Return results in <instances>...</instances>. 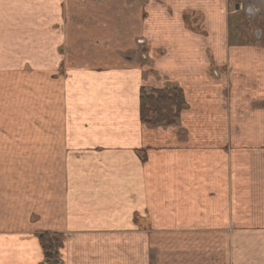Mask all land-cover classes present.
<instances>
[{"label":"crops","instance_id":"crops-1","mask_svg":"<svg viewBox=\"0 0 264 264\" xmlns=\"http://www.w3.org/2000/svg\"><path fill=\"white\" fill-rule=\"evenodd\" d=\"M242 1L0 0V264H45L51 234L56 264H146L152 222L178 250L199 240L184 264H264V21L230 64L206 54L229 44ZM213 62L236 73L211 82ZM142 87L183 91V130L149 138Z\"/></svg>","mask_w":264,"mask_h":264},{"label":"rangeland","instance_id":"rangeland-1","mask_svg":"<svg viewBox=\"0 0 264 264\" xmlns=\"http://www.w3.org/2000/svg\"><path fill=\"white\" fill-rule=\"evenodd\" d=\"M143 1V0H142ZM145 2H147V3H153V2H155L156 0H144ZM261 2V1H260ZM235 4H241L240 2H234ZM250 5L249 6H254L253 5V3H251V1L250 2H248ZM262 4H261V6H262V8H258V7H256V6H254L255 7V9L257 10L258 9V11L260 12H262V15H260L259 16V18L253 23V25L254 26H257L258 24H260V22H262V21H264V2H261ZM226 5H227V7L229 8V6H230V2H229V5H228V2H227V0H226ZM249 6H248V8L246 9V11L245 12H252V10L251 9H249ZM231 9H232V7H231ZM233 10V9H232ZM161 12H178V9L172 4V1H168L166 4H163V9L161 10ZM230 13V12H229ZM247 14V13H246ZM256 14H258L257 12H256ZM248 15V14H247ZM251 15V14H250ZM241 18H244V17H242V16H236V17H233V18H231V20L227 17V26H228V28H227V32H228V30H229V28H230V26L232 25L231 24V21H233V20H238V19H240L241 20ZM244 19H246V18H244ZM247 20V19H246ZM253 20H254V18L253 17H251L250 19H249V21L250 22H253ZM229 24H230V26H229ZM199 26H200V24H198V26L196 27V29H199ZM204 24L202 23L201 24V30L204 28ZM225 26H226V24H225ZM239 31H240V35H242V37H241V39L239 40V41H235V40H232V36L230 35L229 37L227 36L226 37V42L227 43H229V44H225V46L224 45H221L222 47H223V49H221V50H215L216 51V54H213V50H212V52H211V49H208V50H206V54L207 55H210V56H215V57H220L221 56V58L223 59V60H225L226 62H228L229 64H230V61H232L233 60V58H234V53L236 52L237 54H239L241 57H242V48H240V49H228V48H231L232 46H235V47H247V46H249V45H252L253 44V42H255V41H258L256 38H255V36H254V34L250 31V29H249V26L248 25H244V26H240L239 27ZM226 32V33H227ZM199 35H203V36H198V38L199 39H204V37L205 36H207V34H205V33H199ZM211 39L213 40V37H211L210 36V34L208 33V40L211 42ZM225 41V40H224ZM225 42V43H226ZM208 46H209V43L207 44V48H208ZM213 47H214V43H213ZM226 47V48H225ZM248 49H250V48H248ZM236 50V51H235ZM251 50V49H250ZM209 51V52H208ZM252 51V50H251ZM139 55V56H138ZM138 55H135V57H134V59H135V61H134V63L136 64L135 66L136 67H138L139 65H142V62H145L144 60H146L147 59V56H146V54L144 53V52H139L138 53ZM192 55V54H191ZM214 59V58H213ZM216 60V59H215ZM215 63H216V61H215ZM211 68H213V70H212V72L210 73V75H211V80H213V81H211V82H217V81H219L220 80V82H224L225 80H226V76L227 75H229V79H231V73L232 72H234V71H236L237 70V67L234 65V66H232V68L234 69V71H232L231 69H228V68H230L231 66H227V65H218V64H214V62L211 64V66H210ZM228 69V70H227ZM236 69V70H235ZM228 72V74H226ZM234 73H236V72H234ZM234 73H232V74H234ZM219 74V75H218ZM218 75V76H217ZM234 80H236V78L234 77ZM219 86H221V85H219ZM142 88H144V87H142ZM148 88H145V90H147ZM150 89V88H149ZM152 91H154V90H152ZM152 91H150V92H152ZM212 93H214L215 94V96L218 98V99H215L216 100V102L214 103V104H208L209 106H216L217 108H218V110L219 111H221L222 110V108L225 106V101L227 100V98H223L222 97V95H221V92L220 91H218V92H212ZM150 94V93H149ZM201 96H196L195 97V99L196 100H199V98H200ZM210 99H213V98H211L210 97ZM187 106L188 105H186L185 106V108L181 111V113H180V115L178 116V118L177 119H174V123L172 124V125H153V124H151V125H147V127L148 128H150L151 129V131L148 133V136H149V138L151 139V137L153 138L155 135H156V133L157 132H159V130H161V129H159V128H162V129H166L165 131H163V132H161V133H168V132H172L173 130H172V128H177L176 130H175V133L177 134L178 132H179V130L181 131V130H183V128H182V126H181V124H180V119H181V115H182V112L183 111H185L186 109H187ZM208 107V106H207ZM175 107H168L166 110H165V113H167V115L168 116H171V115H174L175 114ZM230 112H232V110L230 109ZM151 120H152V122H154V124H157L155 121H156V119H155V117H151ZM142 124V123H141ZM212 124L213 123H211L210 125H209V129L207 130V128H205V132H204V134L206 133H208L209 135H210V138H208V139H210V140H212L213 138H218V139H220L219 137H221V133L219 134L218 132H216V131H213V133H212V129L210 128V127H212ZM217 124V123H216ZM228 124H229V126H231L233 123L232 122H228ZM143 126H146L145 124H142ZM225 125V124H224ZM143 126L141 127V132L139 133V135H140V138H142V139H144V137L141 135V133H142V131H143ZM184 126L185 127H187L188 129H192V127H191V125L190 126H187L186 124H184ZM226 126V125H225ZM220 129L222 130L223 128H221L220 127ZM196 130L198 131L199 130V128L197 127L196 128ZM216 130H218V129H216ZM231 129H230V127H229V129H225V132H226V134H225V136H224V141L226 142V141H228V138L229 139H232V135L233 134H235L236 135V132H235V129L233 130L234 132H231L230 131ZM200 131H202L201 129L199 130V132ZM191 132H193V131H190V134H191ZM229 133V134H228ZM231 133H232V135H231ZM190 134H189V136L188 135H184L183 137H182V142H183V140H184V138H187V136L190 138ZM229 149H232L233 147H232V144H231V142H230V144L227 146ZM164 148V147H163ZM209 148V147H208ZM165 149V148H164ZM142 155V154H141ZM169 156L170 155H168V156H166L165 157V159H168L169 158ZM165 162H167V161H165ZM82 208V207H81ZM242 208V207H241ZM83 209V208H82ZM83 210H85V209H83ZM256 212H264V210H259V209H257L256 210ZM208 220H203V221H200V226L201 227H191V229L190 230H186L185 232H182L181 233V235L183 236V237H188V233H192V234H198L199 232H208V227H207V225H205L204 223H206ZM212 225H214L215 224V222H213V223H211ZM135 227V226H134ZM140 227V226H139ZM146 229H147V231H148V235H146V236H148V238H146V240H147V243L149 242V243H152V241L154 240L155 241V244H153V246L155 247V249H152V251H153V253L154 254H148V261L146 262V264L148 263V264H162L163 263V260H164V256L166 257L167 256V258H169V259H174V258H176V255L177 254H179L180 253V255H179V257L182 259V262L181 263H185V261H188L187 259L185 260V256L187 255V254H197V255H199V252H198V248H199V246H200V242H199V240H196L197 239V237H195V238H193V239H191V241H193V240H196L195 241V243L193 244V243H190L191 245H189V247H186V248H184L183 246H181L180 248V250H178V248L177 247H175L174 246V244L176 243V241H173V240H170V239H168L166 236L168 235V233H165V235H164V232H169V230H165V227H163L161 224H159V225H156L155 223H153L152 222V225H151V227H149V226H147L146 227ZM172 229V227H170V230ZM181 231H183V230H181ZM163 234V235H162ZM208 234V233H207ZM161 235V236H160ZM151 237V238H150ZM46 238V241L44 242V244H42L43 245V252H44V256H45V254H51L50 255V259L49 260H47L48 262L46 263V264H56L57 263V260H60V255H59V253L58 252H56L52 247L54 246V248L56 249V248H58L59 246H60V244L59 243H57L56 245H55V243H52V241L53 240H57V239H60V236H58V235H56V236H53L52 234L51 235H49V236H47V237H45ZM50 238H52V239H50ZM160 239V240H159ZM168 240V242L169 243H172L173 245V248H175V249H177V250H175L174 252H172V253H170L169 251H167V249H164V246L162 245V242H166ZM204 241V240H203ZM149 243H148V245H149ZM48 244H50V245H52V247L49 245L48 246ZM151 245V244H150ZM165 250V251H164ZM50 251H52V253H48V252H50ZM150 255V256H149ZM157 255H159V256H157ZM173 255V256H172ZM161 256H163L162 258H161ZM185 257V258H184ZM159 260H160V263H159ZM141 263V262H140ZM142 264V263H141ZM167 264V263H166ZM172 264V263H171Z\"/></svg>","mask_w":264,"mask_h":264},{"label":"trees","instance_id":"trees-1","mask_svg":"<svg viewBox=\"0 0 264 264\" xmlns=\"http://www.w3.org/2000/svg\"><path fill=\"white\" fill-rule=\"evenodd\" d=\"M233 34L229 31V36ZM150 93V94H149ZM175 107V114L168 116L165 110L168 107ZM186 102L184 93L179 88H163L147 92L145 88L140 89L139 93V118L145 125H172L181 111L185 108ZM155 117L156 123L152 122L151 117ZM58 242V241H56ZM51 254H45V259L49 260Z\"/></svg>","mask_w":264,"mask_h":264},{"label":"flooded vegetation","instance_id":"flooded-vegetation-1","mask_svg":"<svg viewBox=\"0 0 264 264\" xmlns=\"http://www.w3.org/2000/svg\"><path fill=\"white\" fill-rule=\"evenodd\" d=\"M242 3L246 4V1L243 0ZM261 4L262 3L260 1H258V0H255L254 1V5L256 7H258V8L262 7ZM236 13H238L239 16H242L243 17V14L244 13L254 14L255 12H237V10L235 9L234 12H230V15H234V17H236Z\"/></svg>","mask_w":264,"mask_h":264}]
</instances>
